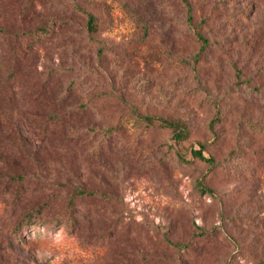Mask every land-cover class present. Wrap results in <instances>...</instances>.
<instances>
[{
  "label": "rangeland",
  "instance_id": "obj_1",
  "mask_svg": "<svg viewBox=\"0 0 264 264\" xmlns=\"http://www.w3.org/2000/svg\"><path fill=\"white\" fill-rule=\"evenodd\" d=\"M188 2L0 0V264H264V0Z\"/></svg>",
  "mask_w": 264,
  "mask_h": 264
},
{
  "label": "trees",
  "instance_id": "obj_2",
  "mask_svg": "<svg viewBox=\"0 0 264 264\" xmlns=\"http://www.w3.org/2000/svg\"><path fill=\"white\" fill-rule=\"evenodd\" d=\"M185 3L187 5L188 12L190 13V3L188 2V0H185ZM189 22L192 21V17L189 16ZM95 19L94 17H92L91 15L88 16V29L89 31L93 32L95 30ZM197 39L201 42V53L204 52L207 48H208V41L207 39H205L201 34H196ZM143 120L151 126L154 127H158V128H166L169 129L171 132V138L173 141H175L176 143H179L185 139L188 138L189 136V127L187 125V123L182 120V119H162V118H155V117H151V116H144ZM203 147L201 146V148L199 150H195L192 152V155L194 158L198 159L199 161L205 162L208 166L213 167L214 163L213 160L211 158H206L203 155ZM199 190H201L202 192H207L209 190H207V188L204 186V182H200L199 186H198Z\"/></svg>",
  "mask_w": 264,
  "mask_h": 264
}]
</instances>
